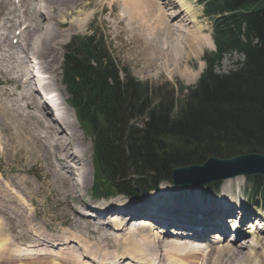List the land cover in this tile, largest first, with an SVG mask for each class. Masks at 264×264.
<instances>
[{"label":"bare ground","instance_id":"1","mask_svg":"<svg viewBox=\"0 0 264 264\" xmlns=\"http://www.w3.org/2000/svg\"><path fill=\"white\" fill-rule=\"evenodd\" d=\"M107 1H109L107 3L108 6H110L112 9L113 7L121 6L122 12L128 16L131 14L133 7H137L139 9V12L143 14L145 18L149 16L152 7H154L155 9L156 4H163L165 5V7L169 6V8L170 4H178L180 6V10L173 14L169 13L168 10L165 11L167 9L165 7L159 8V11L162 15V27L159 28V30H164L167 32V34L170 35L165 37V39H171L174 36L175 32H180L182 30V24H171V21L173 22V20L177 19V21H179L180 23H184L183 26L185 25V22L192 23L194 25V30L186 34L187 37H185V42L183 43V47H185V49H187L189 53L197 55L198 50L202 45H210V47L213 45L212 38H210L211 34L209 36L207 34L202 33L205 28L200 22L197 21V14L194 9L191 8L190 5H186L182 0H168L167 2L164 0ZM83 2H86V4H90V0H43L44 6L42 7V5L40 4V0H0V50L4 40L5 44L3 48L7 51L11 50V48L9 47L16 46L17 44H21L22 46L21 40L24 41L25 44L29 47V49H31L32 52L36 53V56L32 55V58L34 59V66L38 67L39 75L44 76L46 79H48L49 76H47L45 72L47 70H51L49 60L50 56H52L54 52V45L61 37V35L64 36L66 34V30H61L59 33V28L65 26V22H60L59 17H56L54 14H56V10L60 6L63 7L65 10L70 9V11L74 13V10ZM100 5L102 6L103 3H101ZM45 6L47 7L45 11L48 15V18H46V16L44 17L42 9L40 10V7L44 9ZM143 9L146 10V13L143 12ZM88 15L89 13L85 12L83 14V17L78 20V23H76V25L79 27L85 25ZM170 19L172 20L170 21ZM67 23H69V26L71 25V22ZM13 26H17L16 28L14 27L13 34H10L9 36L6 35L7 31L10 30ZM7 36L9 41H7ZM173 39H175L174 45L176 47V50L178 51H172L170 49H167V51H165L164 53L167 52V56H170V58L174 59L172 61L177 64L180 59L179 55L181 54L179 53V50L181 48L179 46V40H177V38ZM173 52H176V54H173ZM184 54V56L187 58V52ZM23 55L25 59L30 58V56H28L29 54L25 55V53H23L20 47H16V51L14 53L9 54L8 56L11 58H23ZM23 62L25 63V61ZM24 63L23 67L25 68ZM12 64L13 66L15 64V66L19 67V69H23L22 65L19 63L18 60L14 59V63ZM13 68L14 67L11 68L9 66V70L6 69L8 73L6 77L7 81H4V78L1 77L0 83L7 84L11 82L13 84L14 81L16 82L17 78H15L13 74L10 75V72ZM180 68L177 69V73L185 75L183 74ZM177 73H171L170 71L168 75L171 74L170 76H173ZM23 77H25L24 81L22 80ZM23 77H20L19 85L13 84L16 90L22 87L21 98L17 97V99L15 100V98L13 97L15 96L14 92H6L3 88L0 89V123L4 125V128L9 127V130H11V156L13 158L16 157V155H14L15 149L13 150L14 146L18 152L21 150H24V152L25 150H27L29 152L31 157L29 160L30 166L33 165L37 167L36 165H38V167L42 169L43 172H45L46 176L50 178L48 186L51 189L52 193L49 196L58 198V201H60V204L64 208L63 212L60 210L63 213V217L69 215L72 211L73 217L71 218L73 219V221H78V225H76V227L79 226L78 228L84 229L85 226H90L94 229H97L98 231H103L104 229H109L108 227H103V225L108 226L109 222H113V228L121 232L117 235L116 239L114 238L115 242H118L117 244L119 245L120 250H118V252L113 256L107 257L106 253L98 249L99 246L93 248L88 244H85V237L80 232H77L78 234L76 235V233H74L73 231L66 229L58 234H51L47 231L45 226L41 225V223H35V220L29 221L30 219L35 218L37 207H34V201H38L39 196H33L34 191L29 187L25 188V179H22L23 183L18 181L22 186L18 185L17 189L15 187H12V184L9 182L10 178H6L5 176L0 174V181L1 179L4 181L0 183V264H8L12 263L9 261H18L22 258H25L20 257L21 249H16V247L20 245V242L17 240V238L21 237L26 239L30 238L32 240L30 242L34 241V243L38 246L53 243V246L58 245V250H61L65 253L68 250L67 247L64 246L65 243H69V239L75 238V236H77V238L81 239L80 241L82 243H80L79 245L80 248H77L78 252H75L78 253L76 254V256H79V251H81L82 253H84L83 255L88 257L87 255L89 249L90 254H92L91 257L94 256V258L90 259H92L93 261H98L99 264H199L200 257L202 254L203 256L200 264H208L213 250L214 255L212 254L213 256L211 259V264H234L235 262L243 263L241 261H244L245 264H251V252H245L243 249L245 243H240V241H238V234L240 236L243 233H245V235H251L250 240L252 244L250 246L246 245L248 248L252 247V249L254 250L260 245L262 246L261 248L264 249V241L261 240V237L257 235L258 232H256L257 227L255 224H257V222L259 221L248 220L249 214H246L247 209L243 197L233 196L230 193L226 194V192L222 193L221 190L220 194L223 195V197H219L216 203L214 202L217 208H215V206L212 207L211 204L207 206L196 205L197 203L194 204L192 200L190 201V198L184 197V193H182L183 197H181L183 201H181L180 199H177V201H175V197L179 196V194L181 195V192H188L192 193L193 195H197V193L194 194V192H197L198 189L199 193L206 194L204 193L205 189H203V187L178 188L177 191L173 188H170V186L165 185L164 188L166 191H164V195L160 196L157 192L151 195L149 193H144V196L142 198L145 199L143 201L140 200V202L136 204L134 202L127 203L115 200L113 203L103 206L95 205L93 203L92 205H90L87 203V207H82L81 209L77 210V205L79 206L82 201H93L91 197L86 199L83 198L81 202H78L79 199H76V197L74 198L76 200L70 199V197L74 196V193L78 189L77 187H79V184H81L83 188L87 187L88 180L85 177H87V174L89 172L85 167L86 165L84 153H81L82 155L80 156L77 153L76 148L72 146V134L74 133V129L73 127L67 125L69 118L62 111L64 107L63 100L58 97V94V98H56L55 96L51 95L48 91L46 92V90L48 89V85H52L51 80L49 79L46 85H39V87L37 88L41 92L40 95L37 90L34 91L35 96H38L39 99L44 97L49 101L48 102L47 100L43 99L41 100L42 103L39 104L41 107L37 106L38 113L36 115V118H38L40 120V123L43 124L40 126V128H37V130H39V132H41L42 130L43 134L42 136H40V133L38 132L36 134L32 130V128H28L24 124V122L19 119L20 117L18 115L19 113L22 117H28L31 121L33 120L32 116L34 115H29V113H23L24 109L29 107V104L26 100L30 99L25 96V93H27L28 96L30 95V93L24 90V86L27 85L28 88L29 86L31 87L33 79L32 77H28L27 75H24ZM11 97L12 99L10 103H6L4 101V99ZM55 100L58 104H55ZM20 101H23L24 105H17ZM9 105L12 106L13 109L9 107ZM46 109H48L47 111L49 113L45 112ZM58 109L61 115H55L54 111H57ZM41 110H45L44 112L46 116H50L53 112V115L56 118L62 119L63 117V119H65V121L67 122L66 125L69 128L68 130H70L69 137H67L65 133V130L67 128L66 126L64 130L60 129L59 127L53 125L52 119H49L48 121L50 123H47L39 114ZM35 111L33 113H35ZM63 119L61 120L62 122ZM62 125L64 126L65 123H63ZM4 132H2L3 135H5ZM61 132H63V134H61ZM30 145L31 148H29ZM2 150L3 148L1 149L0 143V157L2 154ZM19 155H24L25 158H27V156L23 152ZM65 170H68L70 172H67ZM72 174L77 177V179L75 177L74 182L71 181V179H74V176L72 177ZM237 177L232 178L238 179ZM232 178H228L221 181V188L227 189L228 187H230ZM41 185L42 184H40L38 188ZM43 188L47 187L43 186ZM187 195L188 194H186V196ZM154 202H158V207L168 202L169 205H164L163 210L160 213H156V215H154V212L157 211V205H154ZM60 204L56 203L54 205ZM237 204L241 206V209H239V206L237 208ZM66 205L68 206L66 207ZM90 208H92V210ZM65 209H68L69 211ZM73 209L76 210L77 213H80V215H75L73 213ZM115 210H117L118 214L123 213L124 218L121 219V217L119 218L118 215L114 214L111 220L105 221L103 215L111 213ZM53 212L56 213L57 210ZM235 214L240 218L245 217V220L249 222L246 228L251 229L243 231L241 226L236 224V226H233V229L236 230L238 233L235 234V237H233L232 239L234 240V243L229 244V242L225 243V241H218L217 239L229 238L230 231H228L229 227L227 226V221L225 222V220H227L229 216ZM133 216H142L140 217L141 220L137 222L133 221L139 225L138 227L134 225V227L130 229L128 227H125V225H122L121 222L126 217ZM215 216L216 218L213 220ZM156 217H162L159 219H162V221L157 220ZM147 218L152 219V223ZM170 219H172L173 221H171ZM15 220L17 222H14ZM178 220L182 222H179ZM10 221H13V224L19 228L18 232H15L14 227ZM28 221L30 223H28ZM128 223L129 222H127V224ZM157 224L162 226V229L158 226L161 229V232L163 233L162 235L161 233L159 234L156 231L154 232V229ZM198 224L204 226V229H197L194 225ZM152 225L156 226L153 228ZM183 225L189 228L193 237L202 238L203 236H205L208 238V240H210L209 236H211V232L213 231V229L220 230L222 232V235L217 234L214 238H212L209 244L207 243V247L204 246L205 249L203 250L199 249L197 247L198 245L179 243L178 241L176 242L173 239L168 238V233L172 230L178 234L180 233V230H185L180 229V226ZM70 227H72V225ZM28 228H31V230L34 231H29ZM29 232H32L33 235L30 236ZM104 238L106 239V237H102L101 239L103 240ZM110 240L111 239H109L108 241ZM172 249H175L176 251H172ZM23 250H26V253L30 252V254L28 253L27 258H36L37 255H40L35 246H24ZM31 253H34L32 254L33 257H31ZM66 254L61 256V260L64 264H88L89 262V260L83 257L81 261H78L77 263L76 260L72 261L73 258L71 260L67 259V257H65ZM153 258L154 260H152ZM23 263L24 262H20L17 264ZM51 264L61 263L53 259Z\"/></svg>","mask_w":264,"mask_h":264},{"label":"trees","instance_id":"2","mask_svg":"<svg viewBox=\"0 0 264 264\" xmlns=\"http://www.w3.org/2000/svg\"><path fill=\"white\" fill-rule=\"evenodd\" d=\"M201 2L213 19L216 51L205 53L206 68L196 84L179 89L182 98L169 85L153 87L126 70L121 76L93 33L69 45L62 78L92 137L95 197L157 188L171 182L175 166L209 156L264 154V0ZM231 52L243 62L215 73ZM251 179L264 202V179Z\"/></svg>","mask_w":264,"mask_h":264},{"label":"rangeland","instance_id":"3","mask_svg":"<svg viewBox=\"0 0 264 264\" xmlns=\"http://www.w3.org/2000/svg\"><path fill=\"white\" fill-rule=\"evenodd\" d=\"M164 1L167 2L168 0H164ZM182 1L186 5H190L191 8H194V11L197 14L196 16L197 21L200 22L202 26H204L205 28L202 33L210 36V34H212L213 21L211 17L205 14L203 10L204 6L201 4V2H199L198 0H182ZM108 2L109 1L107 0H103V2L102 0H90V4H86V2H83L74 10V13L71 12L70 9L65 10L61 6L57 8L56 14L54 15L56 17H59L60 22H65L64 23L65 26L59 28V33L61 30H66V34L64 36L60 34L61 37L58 39V41L54 45L55 49H54L52 56H50V60H49V65L51 66V70H47L45 72V74L49 76L48 79L51 80V83H52V85H48V89L46 90V92L48 91L51 95L55 96L56 98L59 97L60 99L63 100L64 107L62 111L69 118L68 123L64 119L65 124L67 123V125H69L70 127H73L74 129V133L72 134V137H73L72 146L76 148V151L80 156L82 155L81 153H84V159H85V165H86L85 167L87 168L89 172L87 174V177H85L88 180L87 187L83 188L81 184L78 183L79 184V187H77L78 189L75 191L74 196L70 197V199H74L76 197V199H79V201L77 200L78 202H81L83 198L86 199L89 197L92 198L93 196L95 197V195L93 194V190H92L93 182L95 181V171H94V165L92 163V156L94 155V149H93V144H92V137L89 135L87 131H83L84 129L81 127L79 122L76 120L77 112H76V109L71 105V102H70L71 94L68 88L66 87V85L64 84L63 78H62V75H63V70H62L63 65L62 64L64 63L65 56L69 49V45L75 40L79 41L78 38L81 40L84 36H87L93 33L94 35H96V38L100 40L103 43V45L106 47L109 55L111 56V58L113 59L117 67L119 68L121 76H124L125 70H126L137 80L148 83L153 87L169 85V87L173 89L176 98H182V96L178 92L180 88L190 87L196 84L202 71L206 68L205 62L203 60L205 53H212L215 50L214 45H212L211 47L210 45L209 46L202 45L200 49L198 50L197 55H193L189 53L187 49L183 47L184 46L183 43L185 42V37H187L186 34L194 30V25L192 23L185 22V25L183 26L184 23L182 22L180 23L179 21H177V19L173 20V22L171 21L172 19H170L171 24H182L181 29L183 31L181 30L180 32H175L174 36L171 39H165V37L170 36V35L167 34V32L164 30H159V28L162 27V20H161L162 15L159 11V8L165 7V5L163 4L161 5L156 4L155 9L154 7H152L150 10L149 16L145 18V16H143V14L139 12V9L137 7H133L131 14L128 16L122 12L121 6L113 7L112 9L110 6H108L107 4ZM101 3H103L102 6L100 5ZM262 5L264 6V3H262ZM173 7H177V8L179 7V8L174 9V11H172ZM165 8H167L165 11L168 10L169 13L171 14L176 13L180 10V6L179 5L175 6V4L173 5L170 4V8L169 6ZM41 9L43 11L42 12L43 16L44 17L46 16V18H48V15L46 14V11H45L47 7L45 6L44 9L40 7V10ZM85 12L89 13L87 21L85 25H83L82 27H79L76 25V23H78V20L81 17H83V14ZM143 12L146 13V10L143 9ZM183 12H182V16H183ZM61 19H63L64 21ZM66 21L71 22V25L69 26V23H67ZM14 27L16 28L17 26H13L10 30H8L6 35L8 36L10 34L12 35L14 32L13 30ZM8 36H7V41H9ZM212 37L213 36L211 35L210 38ZM173 38H177V40H179L180 42L179 46L182 49V51L181 49L179 50L180 51L179 53L181 55H179L180 59L177 64L172 61L174 59L170 58V56H167V52L164 53L165 51H167V49H170L172 51H178L176 50V47L174 45L175 39ZM21 42H22V46L21 44H17L16 46L9 47L11 48V50L7 51L3 48L5 44V40H4L1 46V50H0V80H1V77H3L4 81H7L6 77L8 73L6 69L9 70V66L11 68L14 67L10 72V75L13 74L15 78H17L16 82L14 81L13 83L14 85L20 84V77L21 76L23 77L24 75L28 73V72L26 73L27 68L29 70L30 69L33 70L34 66L31 65V62L33 61L32 55L36 56V53L32 52V50L29 49V47L25 44L24 41L21 40ZM16 47H20V49L23 51V53H25V55L29 54L28 56H30L29 60H26L27 64L25 63V68L23 67L24 55H23V58H11L8 56L9 54L14 53L16 51ZM186 52H187V58L184 56L185 55L184 53ZM173 54H176V52H173ZM243 58H244L243 55L237 52L223 54L219 62L214 66L213 70L215 73H219V74L228 73L229 71L236 69L240 65V63L243 62ZM14 59L19 61L23 69H19V67H16L15 66L16 63L13 66L12 63H14ZM36 68L38 69V67ZM179 68L185 75H181L180 73H177V69ZM170 71L171 73L175 72L177 74L170 76L171 74L168 75ZM13 84L11 82L7 84L0 83V89L3 88L6 92L11 91V92H14L15 95H17V93L19 94V90H15ZM24 90L30 93L29 96L27 93H25V96L31 99L30 101L31 105L28 108L24 109L23 113L24 114L29 113V115H33V114L34 115L32 116L33 120L31 121L28 117H22L18 113L20 117L19 119L23 121L24 124L28 128H32V130L36 134L38 132L40 133V136H42L43 131L41 130V132H39L37 128H40V126L43 124L40 123V120L38 118H36V115L38 113L37 106H40L39 104L42 102H40V99H38V96H35V92L30 90V86L28 88L27 85H25ZM57 94H58V97H57ZM13 97L16 100L18 95L17 97L15 96ZM4 101L6 103H10L11 98H6L4 99ZM19 104L24 105V102L20 101L17 105ZM9 107L12 108V106L10 105ZM47 110L48 109H46V111L41 110L39 114L45 121L47 120V123H49L48 116L45 115V112L49 113ZM34 111L35 113H33ZM34 116H35V119H34ZM137 120H138L139 125H141L144 118H140ZM67 125L65 126L67 127ZM9 129H10L9 127L4 128V125L0 123V143H1V149L3 148V150L1 151L2 154L0 157V174L5 176L6 178H10L9 182L12 184V187H15L17 189H18V185L22 186L18 181L22 182V179H25L26 187L25 186L24 187L25 188L29 187L30 189H32L34 191L33 196L35 197L39 196L38 201H34L35 202L34 207H37L35 218L30 219L29 221L35 220V223L37 222L41 223V225L45 226L47 231L51 234H58L57 232H62L66 229H69L70 231H73L74 233L80 232L85 237L84 238L85 244H88L89 246L93 248L99 246L98 249L106 253L107 256H113L114 254H116L118 250H120L117 244L118 242H115V239L117 238L118 233L112 232L111 229L110 230L104 229L105 231L104 230L98 231L97 229H94L90 226H85L84 229L82 228L80 229L78 228L79 226L76 227V225H78V221H73V219L71 218L73 217L72 211L70 212L69 215L63 217L62 212L64 211V208L60 204V201H58V198L49 196L52 193L51 189L48 186L50 182V178L46 176L45 172H43V170L40 169L38 165H36L37 167L33 165L30 166L29 160L31 157H30L29 152L27 150H25V152L24 150H21L18 152L14 146L15 145L14 142L12 141L14 144V145L12 144L14 146L13 150L14 149L16 150V151L14 150L15 152L14 155H16V157L13 158L11 156V153H10L12 152L11 150L12 147L10 144L11 130ZM66 129L68 132L66 133V136L69 137L70 130H68L69 129L68 127ZM2 132H4L5 135H3ZM61 134H63V132H61ZM29 148H31V145L29 146ZM22 152L27 156V158H25L24 155L22 156L19 155ZM39 169L42 171V174ZM65 171L70 172L68 170H65ZM72 177L74 179L73 180L71 179V181L74 182L76 176L72 174ZM237 178L238 179L232 178L230 187H228L227 189L221 188L220 186L221 182L213 186H209V187L210 189L211 188L215 189L212 192L215 195V198L216 196L220 195V190L222 193L226 192V194L230 193L233 196L243 197V199L245 200V206L247 209L246 214L247 215L252 214L249 208L252 211H254L256 210L255 206L252 203L249 204L247 202L248 198L252 202H255L256 200V198H254V195L252 194L253 191H255V189H254L253 181L252 179H250L251 176L250 177L240 176ZM1 182H4V181L1 179L0 183ZM40 184L42 185L38 188ZM167 184L168 183L163 182L161 186L162 185L165 186ZM43 186H46L47 188H43ZM202 187L203 189H205L204 193L209 192L205 188V187L208 188V186H202ZM134 190L137 193L138 191H140L136 187L134 188ZM144 192L145 193L153 192V190L152 188L146 189V190L144 189L137 196L136 195H133V196L125 195L124 196V194H116L115 198H116V201L124 202L128 200L129 202L131 201L135 202L138 199V197L141 195V193H144ZM182 193L185 194L184 197L190 198V201L192 200L194 204L197 203L196 205L207 206L211 204L212 207L215 206V208H217L215 203L218 198L216 199L213 197L211 198L210 195L205 196V194L199 193L198 189H197V192H194V194L197 193V195H193L192 193H188V192H181V195L180 194L179 195L182 196L183 195ZM186 194L188 195L186 196ZM127 198H129L130 200ZM144 199L145 198H142L141 201H143ZM113 200L115 201L114 198L112 199V201ZM180 200L183 201L182 199ZM175 201H177V199ZM56 203H59L60 205H54ZM153 204L158 205V202L156 203L154 202ZM82 205H85V204L82 203L81 206ZM164 205H169V202L166 204H162L159 207L157 213H160L163 210ZM67 206L68 205H66V207ZM56 210H57L56 213L53 212ZM65 210H68V209H65ZM261 217L263 219L262 229L260 230L258 229L256 232H258L257 235L261 237V240L264 241V228H263L264 214L261 215ZM123 218L124 216L121 217V219ZM132 218H135V217H132ZM215 218L216 216L213 218V220ZM170 220L173 221L172 219ZM29 221L28 223H30ZM178 221L182 222L180 220ZM10 222L12 223L15 232H18L19 228L13 224V221H10ZM14 222H17V221L15 220ZM71 225L72 227H70ZM158 226L161 227L162 229L161 225L157 224L156 227ZM134 229H137V228H134ZM29 231L33 232L34 230H31L30 228ZM32 232H29L30 236L33 235ZM102 237H106V239L104 238L105 240L104 239L102 240L101 239ZM27 239H30V238H27ZM27 239L23 237L17 238L19 242H25V240ZM109 239L111 240L108 241ZM228 242L229 244H232L234 243V240H231ZM240 243H245V246L243 248L245 252L247 253H249V251L251 252L252 254V255L250 254L251 261H252L251 264H264V249L261 248L262 246L259 245L260 248L256 247L254 250L252 249V247H249V248L247 247L248 245L250 246L252 244L250 240V235L243 238V240L240 241ZM172 251H176V250L172 249ZM213 251H212V254L214 255ZM212 254H211V258L208 264H211V261H212L211 259L213 256ZM91 255L92 254H90L89 249H88L87 256L89 257V259L94 258V256L91 257ZM74 260L75 259L73 258L72 261ZM152 260H154V258ZM241 262L243 263L235 262L234 264H245L244 261H241ZM35 263L36 264H51L48 262H40V263L32 262L29 264H35ZM8 264H13V263H8ZM88 264H92V263L88 262Z\"/></svg>","mask_w":264,"mask_h":264},{"label":"water","instance_id":"4","mask_svg":"<svg viewBox=\"0 0 264 264\" xmlns=\"http://www.w3.org/2000/svg\"><path fill=\"white\" fill-rule=\"evenodd\" d=\"M237 176L264 177V154L248 152L231 157L209 156L200 162L175 166L170 170L176 187H201Z\"/></svg>","mask_w":264,"mask_h":264}]
</instances>
